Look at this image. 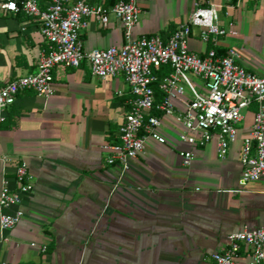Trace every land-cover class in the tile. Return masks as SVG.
<instances>
[{"label":"crops","instance_id":"crops-1","mask_svg":"<svg viewBox=\"0 0 264 264\" xmlns=\"http://www.w3.org/2000/svg\"><path fill=\"white\" fill-rule=\"evenodd\" d=\"M4 0H0L1 2ZM44 7L48 0H38ZM109 6L114 0H91ZM114 1V2H113ZM134 37H168L197 7L213 4L221 24L236 34L219 38L216 49L237 50L248 70L264 74V0H139ZM39 22L22 11L0 7V86L37 69L47 43ZM83 49L120 46L121 23L89 18ZM190 50L208 44L193 27ZM130 89L122 74L91 76L87 60L78 67L53 68L48 98L23 91L0 121V190L16 188L15 167L25 161L32 191L23 216L0 230V264H210L227 247V236L264 228V181L240 184L239 151L253 119L249 107L237 139L224 158L215 140L190 147L178 140L181 123L164 116L166 143L148 139L127 170L109 165L102 145L117 140L129 108ZM179 150H192L185 165ZM45 246V249L42 247ZM236 264H247L241 253Z\"/></svg>","mask_w":264,"mask_h":264},{"label":"built area","instance_id":"built-area-1","mask_svg":"<svg viewBox=\"0 0 264 264\" xmlns=\"http://www.w3.org/2000/svg\"><path fill=\"white\" fill-rule=\"evenodd\" d=\"M139 0H117L109 6L91 0H48L41 7L38 0H4L0 7L22 11L38 20L47 43L37 69L0 86V121L25 90L48 98L53 93V68L78 67L88 61L91 76L104 78L122 74L129 85V108L118 128L117 140L102 147L110 154L109 165L127 170L145 148L148 139L166 143L161 132L164 116L174 115L181 123L178 140L190 147H202L215 140L218 157L224 158L230 144L237 139L245 111L254 106L253 119L242 139L239 151L240 184L264 181V74L248 70L233 47L217 54L219 38L236 34L234 23L221 24L217 7H197L166 38L159 34L134 37ZM112 14L124 31L120 46L94 48L86 52L82 30L95 18L107 25ZM199 28L200 39L208 44L204 54L190 50L192 28ZM167 71H164V69ZM159 90V99L156 89ZM159 113V114H158ZM185 165L193 160L192 150H179ZM2 160L9 158L1 155ZM16 188L7 182L0 190V230L9 231L22 216V202L32 191L31 175L25 161L14 173ZM45 249V246L42 247ZM243 254L247 264H264V228H247L227 236V247L211 255L210 264H236Z\"/></svg>","mask_w":264,"mask_h":264},{"label":"trees","instance_id":"trees-1","mask_svg":"<svg viewBox=\"0 0 264 264\" xmlns=\"http://www.w3.org/2000/svg\"><path fill=\"white\" fill-rule=\"evenodd\" d=\"M15 1L20 5V3H21L22 0H15ZM114 1H116V0H114ZM114 1H113V2H114ZM172 32H173V31H172ZM216 52H217V54H224V53H225V50H222V49H216ZM164 71H167V69L165 68ZM155 89H156L157 96H158V98L160 99V98H161V94H160L159 90L157 89V87H155ZM252 106H253V105H252ZM253 108H254V106H253ZM158 114H159V113H158Z\"/></svg>","mask_w":264,"mask_h":264}]
</instances>
